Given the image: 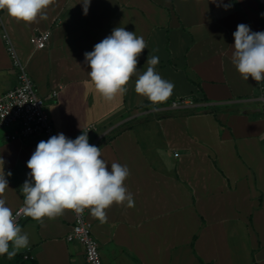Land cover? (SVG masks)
<instances>
[{"label":"crops","instance_id":"obj_1","mask_svg":"<svg viewBox=\"0 0 264 264\" xmlns=\"http://www.w3.org/2000/svg\"><path fill=\"white\" fill-rule=\"evenodd\" d=\"M79 2L51 0L44 10L47 18L31 23L9 16L6 9L0 14L44 100L54 135L76 136L93 125L89 143L97 140L94 145L109 169L112 163L129 168L124 184L132 207L114 203L106 209V222L86 208L103 264H264L260 82L251 76L244 80L232 63L237 25L264 31L256 1L239 0L225 10L212 0H91L86 16ZM119 26L142 36L147 48L127 92L107 100L88 75L84 53ZM44 30L50 31L47 45L34 49L29 38ZM2 33L0 26V95L17 84ZM152 56L159 57L155 70L175 85L165 101L188 104L115 131L148 100L135 91V83ZM159 103L158 109L168 108ZM150 125L157 126L155 143ZM41 140L8 141L0 132L4 171L12 173L0 198L12 211L24 202L20 189L29 179L27 161ZM72 223V210L43 222L28 217L20 226L30 246L18 253H27L36 264H86L83 246L65 240ZM1 263L19 261L4 255Z\"/></svg>","mask_w":264,"mask_h":264},{"label":"clouds","instance_id":"obj_2","mask_svg":"<svg viewBox=\"0 0 264 264\" xmlns=\"http://www.w3.org/2000/svg\"><path fill=\"white\" fill-rule=\"evenodd\" d=\"M235 2L239 0H230L227 4L223 0H212L225 10ZM50 3L51 0H0V10L6 9L9 16L31 23L37 18H47L44 10ZM79 3L86 16L91 0ZM233 37L232 63L236 70L246 81L250 76L257 82L264 81V31L254 32L249 25L239 24ZM146 48L142 36L119 26L95 44L92 51L85 52V62L91 69L88 75L96 90L107 100L125 94L129 80L138 72V57ZM147 63V70L136 79L135 91L154 104L163 102L170 97L175 85L155 70L158 56H152ZM100 149L89 143L88 132H82L75 139L58 133L37 144L27 161L31 169L29 179L20 189L24 196L23 207L14 213L5 199L0 198V256L7 255L11 259L30 246L28 233L18 223L21 215L43 222L45 217L54 219L65 210L82 213L87 208L101 222H106V209L114 203L126 201L128 207L134 205L133 196L124 184L130 175L129 168L112 163L109 169ZM4 165L5 160L0 155V193L9 188L6 177L12 175L11 171L5 173Z\"/></svg>","mask_w":264,"mask_h":264},{"label":"built area","instance_id":"obj_3","mask_svg":"<svg viewBox=\"0 0 264 264\" xmlns=\"http://www.w3.org/2000/svg\"><path fill=\"white\" fill-rule=\"evenodd\" d=\"M0 26L3 28L2 37L6 44V49L12 59L13 67L16 69L17 84L0 95V132L5 140L22 141L30 137H44L45 140L54 135V127L50 116L45 110L44 100L38 95L35 84L27 72L25 64L18 56L14 45L3 26L0 14ZM50 38V31L44 30L37 34H33L29 38V42L34 49H43ZM262 82V81H261ZM260 82V100L262 102V122L264 135V85ZM59 89L62 86H58ZM53 96L57 95V91L52 92ZM171 108H180L187 105L185 99L174 100ZM93 125L87 127L85 132L93 129ZM75 139L72 137H68ZM97 141V140H96ZM93 142L94 144L96 143ZM24 203V202H23ZM23 203L13 212L15 213L23 207ZM86 209L82 213H73V223L70 231L66 234L65 240L68 242H78L84 248V257L86 264H103L97 240L93 236L91 223L86 217ZM28 217H21L18 220L20 224ZM24 258H29L27 253ZM140 264V263H135Z\"/></svg>","mask_w":264,"mask_h":264},{"label":"rangeland","instance_id":"obj_4","mask_svg":"<svg viewBox=\"0 0 264 264\" xmlns=\"http://www.w3.org/2000/svg\"><path fill=\"white\" fill-rule=\"evenodd\" d=\"M253 1V0H252ZM256 1V5L259 7V17L261 16V19H262V23H264V16H262L261 14L264 13V0H254ZM256 12H257V8H256ZM28 72V70H27ZM39 95V94H38ZM40 96V95H39ZM41 97V96H40ZM178 100V99H177ZM165 102V101H164ZM148 103V104H146ZM150 103H152L151 101L149 100H146L143 102V105L146 106V107H142L141 109L139 110H135L134 112H132L131 114H129V120L124 122L122 125H120L119 127L116 128L115 131L125 127L126 125H131V124H135V123H143V122H146V123H150L156 119H158L159 117L161 116H164L165 114L167 113H173V111H179V110H175V109H170L171 108V104L167 105L169 110L165 109L164 110H161V109H158L160 108L159 106L156 105V103L152 106H149ZM45 104V103H44ZM148 107V108H147ZM163 111V112H161ZM168 111V112H166ZM132 114H135L133 115V117H130ZM116 116H119V115H116ZM117 118V121L118 120H121L120 118L121 117H114L113 119ZM123 118V117H122ZM125 118V117H124ZM154 124V123H153ZM152 124V125H153ZM150 128V131L148 132V135L151 137V139L153 140V142L155 143V141H158L159 138H157V136L155 135V129L157 128V126L155 127H152ZM137 129L140 131L139 134H141V129H142V126L139 127L137 126ZM79 131V130H78ZM76 131V133L78 132ZM114 131V132H115ZM84 132V131H83ZM158 132H159V129H158ZM75 133V134H76ZM111 133V132H110ZM160 133V132H159ZM81 133H77L76 136H73V138H76L78 137ZM146 134V133H145ZM94 136H92L89 141H91L93 139ZM173 154V153H172ZM177 155V153L175 154ZM171 230H173V227L171 228ZM176 231H179L178 229ZM174 252L170 250H167V256L170 258L171 256H173ZM2 264V263H1ZM4 264V263H3Z\"/></svg>","mask_w":264,"mask_h":264},{"label":"trees","instance_id":"obj_5","mask_svg":"<svg viewBox=\"0 0 264 264\" xmlns=\"http://www.w3.org/2000/svg\"><path fill=\"white\" fill-rule=\"evenodd\" d=\"M172 101H163V102H161V103H159V104H161V105H169L170 103H171ZM146 104H148V103H146ZM157 104V103H156ZM152 105H154V103H150V105L149 106H152ZM143 107H146V106H144L143 105ZM148 108V107H147ZM112 136H114V135H110L109 137H108V139H110ZM23 255H24V253H17L15 256H14V258H15V260L16 261H19V264H36V262L34 261V260H29V258H23Z\"/></svg>","mask_w":264,"mask_h":264}]
</instances>
